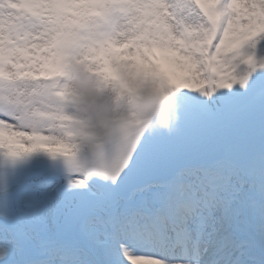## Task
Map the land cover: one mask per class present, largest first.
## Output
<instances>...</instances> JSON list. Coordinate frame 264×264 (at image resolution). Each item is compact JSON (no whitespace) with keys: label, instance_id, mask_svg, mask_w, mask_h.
<instances>
[{"label":"snow or ice","instance_id":"snow-or-ice-1","mask_svg":"<svg viewBox=\"0 0 264 264\" xmlns=\"http://www.w3.org/2000/svg\"><path fill=\"white\" fill-rule=\"evenodd\" d=\"M0 264H264V0H0Z\"/></svg>","mask_w":264,"mask_h":264},{"label":"clouds","instance_id":"clouds-1","mask_svg":"<svg viewBox=\"0 0 264 264\" xmlns=\"http://www.w3.org/2000/svg\"><path fill=\"white\" fill-rule=\"evenodd\" d=\"M92 84L95 85L93 80ZM70 86L81 88L84 96L83 99L75 100L76 106L80 110V119L83 121V124L77 125L78 130L82 131L85 136V142H87V134L90 132L105 133L109 131L114 125L123 123V120L120 119V116L126 115L123 113H118L117 119L113 120V116L110 115L109 105L106 100V95L96 92L93 88L83 90V77L80 76L76 79L70 81ZM71 102L72 101V98ZM146 111V109H137V113ZM144 117H147L143 115Z\"/></svg>","mask_w":264,"mask_h":264},{"label":"rangeland","instance_id":"rangeland-1","mask_svg":"<svg viewBox=\"0 0 264 264\" xmlns=\"http://www.w3.org/2000/svg\"><path fill=\"white\" fill-rule=\"evenodd\" d=\"M157 56L160 55V53L157 51L156 53ZM168 66L165 65V68ZM83 77V90H87L90 87L93 88L96 92L99 93L97 90L96 85L92 84L91 79L86 75H81ZM72 89V103L75 105V107L78 110V115L80 117V110L75 104V100L78 99H83L84 93L81 88L73 87L71 86ZM145 94V96H144ZM107 103L109 105V111L110 115L114 116L116 115L113 110H112V103L107 99ZM131 107L132 109L136 112L137 109H146V111L141 112L140 114L145 115V116H152L155 115L158 109L161 107V99L159 95L154 92L150 87H143L140 89V91L131 98L130 100ZM249 222L252 223L254 222L252 218L249 219Z\"/></svg>","mask_w":264,"mask_h":264},{"label":"bare ground","instance_id":"bare-ground-1","mask_svg":"<svg viewBox=\"0 0 264 264\" xmlns=\"http://www.w3.org/2000/svg\"><path fill=\"white\" fill-rule=\"evenodd\" d=\"M144 96H145V94H144Z\"/></svg>","mask_w":264,"mask_h":264}]
</instances>
